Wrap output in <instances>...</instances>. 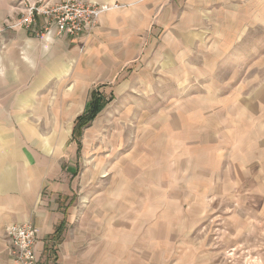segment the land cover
<instances>
[{"label":"crops","instance_id":"1","mask_svg":"<svg viewBox=\"0 0 264 264\" xmlns=\"http://www.w3.org/2000/svg\"><path fill=\"white\" fill-rule=\"evenodd\" d=\"M92 1L111 9L89 36L46 44L42 18L27 31L18 0H0V264H15L5 227L25 223L37 228L35 264L159 259L162 209L177 206L179 152L202 160L191 170L206 184L239 187L235 201H249L256 220L252 243L264 247V79L242 81L241 64L226 66L242 26L264 24V1L248 13L241 0ZM93 95L104 106L76 129ZM147 111L163 123L168 149L154 148L148 161L103 152L104 121L144 120ZM168 157L166 186L147 182ZM200 189L195 214L211 191Z\"/></svg>","mask_w":264,"mask_h":264},{"label":"rangeland","instance_id":"2","mask_svg":"<svg viewBox=\"0 0 264 264\" xmlns=\"http://www.w3.org/2000/svg\"><path fill=\"white\" fill-rule=\"evenodd\" d=\"M251 1L260 3L264 0H241V10L248 13ZM259 20L262 19L259 18ZM241 34H243L242 39L233 42L232 51L229 53L232 55L227 56L226 66L241 64L242 81L249 82L251 78L255 77L258 80L264 79V24L243 25ZM239 53L243 55L239 56ZM251 53L252 57H248V54ZM155 76L154 73H151V77ZM154 91L159 92L158 89ZM165 91L168 96L169 89L165 88ZM146 107L152 106L147 104ZM145 114L144 120L133 118L104 121V133L99 138L103 152H109L108 149L135 155L139 152L148 161L154 159V148L157 150L161 147L168 149L170 139L160 135V132L164 131L163 123L154 120L152 111H147ZM183 154L179 152L177 206L167 210L162 209L161 256L159 259H151L150 264L153 261L155 264H264V247L259 246L257 249L251 240L253 238L256 241L255 235H251L250 231L251 225L256 226V220L249 216V201H243L241 205L239 201H235L236 196H239V187L230 184H215L213 186L206 184L200 174L194 175L193 173L192 175L191 170L200 168L202 160H185L182 159ZM197 156L200 157V154ZM229 156L232 159L234 155L229 154ZM168 160L169 157L163 160L160 165L161 169L154 167L153 173L148 169V174L144 176L146 181L152 182L156 179V182H160L162 187L166 186L169 178ZM209 162L206 159V164ZM227 163L232 165V162ZM194 164L198 165L192 168ZM187 169H189V175L185 174ZM160 171L161 176L158 175ZM226 171L231 173L232 169L229 168ZM107 176L105 172L100 175V180L103 181L101 186H104ZM186 177L191 178L182 184L184 183L182 178ZM226 180H230V178L227 177ZM182 189H188V193L183 195ZM197 189H200L198 190L199 195L205 189L211 190L205 192L202 211L199 214H195V212L201 203L197 199L193 200ZM242 193L244 195L243 190ZM165 196L163 193L162 197ZM156 197H158L157 194ZM156 202L158 203L157 200ZM148 203L147 200L146 205ZM262 229L264 230V227ZM261 236H263L262 233ZM131 264L144 263L138 261L131 262Z\"/></svg>","mask_w":264,"mask_h":264},{"label":"built area","instance_id":"3","mask_svg":"<svg viewBox=\"0 0 264 264\" xmlns=\"http://www.w3.org/2000/svg\"><path fill=\"white\" fill-rule=\"evenodd\" d=\"M20 27L30 31L37 18L43 29L38 38L49 44L53 39L86 38L97 27L101 14L111 7L92 0H18ZM114 5L112 8H117ZM8 255L15 264H35L34 246L37 228L29 223L8 225L4 229Z\"/></svg>","mask_w":264,"mask_h":264},{"label":"trees","instance_id":"4","mask_svg":"<svg viewBox=\"0 0 264 264\" xmlns=\"http://www.w3.org/2000/svg\"><path fill=\"white\" fill-rule=\"evenodd\" d=\"M103 106V100L99 96L93 95L92 100L88 106V110L81 118H79L76 129L80 130L86 125H88L101 111Z\"/></svg>","mask_w":264,"mask_h":264}]
</instances>
